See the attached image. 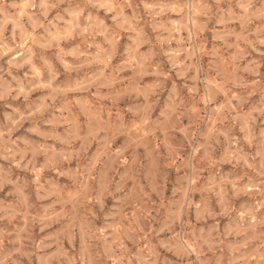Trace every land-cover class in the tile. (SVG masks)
Returning a JSON list of instances; mask_svg holds the SVG:
<instances>
[{
  "label": "clouds",
  "instance_id": "1",
  "mask_svg": "<svg viewBox=\"0 0 264 264\" xmlns=\"http://www.w3.org/2000/svg\"><path fill=\"white\" fill-rule=\"evenodd\" d=\"M0 264H264V0H0Z\"/></svg>",
  "mask_w": 264,
  "mask_h": 264
}]
</instances>
